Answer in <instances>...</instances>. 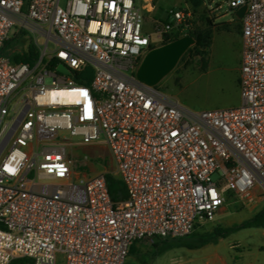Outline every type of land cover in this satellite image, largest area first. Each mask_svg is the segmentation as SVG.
<instances>
[{
    "label": "built area",
    "instance_id": "1",
    "mask_svg": "<svg viewBox=\"0 0 264 264\" xmlns=\"http://www.w3.org/2000/svg\"><path fill=\"white\" fill-rule=\"evenodd\" d=\"M244 6L241 104L193 111L137 78L150 51L188 35L190 12L169 10L147 35L151 0H0V264H126L137 242L212 221L222 184L264 202V0L209 7ZM29 45L33 62H15ZM69 138L104 142L125 200L106 174L80 177Z\"/></svg>",
    "mask_w": 264,
    "mask_h": 264
},
{
    "label": "rangeland",
    "instance_id": "2",
    "mask_svg": "<svg viewBox=\"0 0 264 264\" xmlns=\"http://www.w3.org/2000/svg\"><path fill=\"white\" fill-rule=\"evenodd\" d=\"M227 0H151L155 9L151 16L145 15L144 30L147 35L153 32L155 20L165 19L171 9H181L190 12L191 25L183 32L187 33L198 21L199 16L207 15L215 20V25L232 22L233 13H211L210 5L224 3ZM151 9V6L149 7ZM225 27H215L211 42L202 48L200 53L181 57L174 69L166 75L157 85L161 91L172 95L186 108L193 111H207L227 109L241 104L239 88V68L241 69V38L238 34L239 24L236 21L227 23ZM16 30L12 29L10 37L13 38ZM25 41L24 35L14 40L16 46ZM28 42V41H27ZM208 68L204 70L205 66ZM71 139L74 148L71 155L83 166L82 176L89 178L97 174H106L107 177L120 180L110 151L103 141L92 145H83L77 138ZM225 203L223 212L217 213L212 221H199L192 234L211 233L217 227H226L240 224L250 217L247 210L251 205H245L224 184H222ZM245 229L238 236L247 238ZM161 242H156L161 245ZM156 243L145 241L137 242L134 246L137 253L129 255L126 264H201V251L199 249L178 248L167 251L158 256ZM258 248L254 253L258 260L264 262V236L258 238Z\"/></svg>",
    "mask_w": 264,
    "mask_h": 264
},
{
    "label": "trees",
    "instance_id": "3",
    "mask_svg": "<svg viewBox=\"0 0 264 264\" xmlns=\"http://www.w3.org/2000/svg\"><path fill=\"white\" fill-rule=\"evenodd\" d=\"M215 27H225V30H227V23H224L223 25L217 24L215 25V20L209 18L207 15H201L198 18V21H195L194 26L189 30L188 35L194 38L195 44L191 46L186 53L183 55L182 58L192 55L193 57L197 56L203 47L208 45L212 38H213V29ZM36 57L35 50L29 45L28 53L25 54L23 57L15 56L14 61L15 62H26V63H32L33 60ZM57 66V64H55ZM208 68V65L205 66L204 70ZM90 69L86 71L85 73H82L81 77H76L75 80L78 84H84L88 85L90 80ZM85 75L87 77H85ZM84 76V77H83ZM107 183L110 191V195L114 201H120L125 200L127 198V191L125 188L124 183L122 180H116L111 177H107ZM248 228H264V207L261 211H259L256 215H254L251 219L244 221L240 224H235L230 227H220L214 229L213 232L207 233V234H193L194 236H188L184 239H178L173 241H164L160 244L156 243L154 244L155 248L157 249L156 254L158 256L164 255L167 251L178 249V248H187V249H199L201 247H204L206 245L217 243V241L220 238H225L229 236L232 233H236L243 229ZM137 253V249L135 246L131 247L130 255H134ZM30 263V260L28 259H19L11 264H28Z\"/></svg>",
    "mask_w": 264,
    "mask_h": 264
},
{
    "label": "crops",
    "instance_id": "4",
    "mask_svg": "<svg viewBox=\"0 0 264 264\" xmlns=\"http://www.w3.org/2000/svg\"><path fill=\"white\" fill-rule=\"evenodd\" d=\"M233 16H234L233 21H236L239 24V30L237 32L241 38L240 54L242 57L241 20L237 12H235ZM232 22H227V23H232ZM239 76H240V68H239ZM263 207H264V202L251 205L247 209L250 214L249 219H251L259 211H261ZM224 210L225 208L223 206L218 213L223 212ZM230 226H226V227H230ZM244 231L247 238L241 239L238 236H236L239 233H241L240 230L236 233L230 234L225 238H220L217 241V243H212L199 248V250L201 251V257H200L201 264H264V262L261 263L258 260V257L254 253V250H256L259 247L258 246L259 236H264V228H248L245 229Z\"/></svg>",
    "mask_w": 264,
    "mask_h": 264
},
{
    "label": "water",
    "instance_id": "5",
    "mask_svg": "<svg viewBox=\"0 0 264 264\" xmlns=\"http://www.w3.org/2000/svg\"><path fill=\"white\" fill-rule=\"evenodd\" d=\"M245 11V6L240 8L237 11L238 16L242 18ZM194 44V38L187 35L150 51L138 69L137 78L148 85L157 86L174 69L181 57ZM58 70L69 74V70L64 65H60Z\"/></svg>",
    "mask_w": 264,
    "mask_h": 264
}]
</instances>
